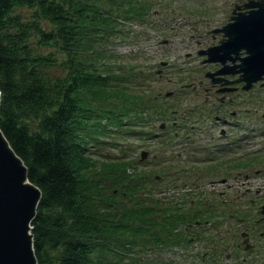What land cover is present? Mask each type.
I'll return each instance as SVG.
<instances>
[{
  "label": "trees",
  "instance_id": "obj_1",
  "mask_svg": "<svg viewBox=\"0 0 264 264\" xmlns=\"http://www.w3.org/2000/svg\"><path fill=\"white\" fill-rule=\"evenodd\" d=\"M151 5L0 0V128L41 190L31 220L37 264H173L161 253L195 239L189 222L202 217V200L188 207L185 192H144L160 180L101 151L107 134L175 113L172 99L125 88L139 72L117 70L124 63L108 48L130 32L125 20L148 21ZM190 255L181 264H225L215 246Z\"/></svg>",
  "mask_w": 264,
  "mask_h": 264
},
{
  "label": "rangeland",
  "instance_id": "obj_2",
  "mask_svg": "<svg viewBox=\"0 0 264 264\" xmlns=\"http://www.w3.org/2000/svg\"><path fill=\"white\" fill-rule=\"evenodd\" d=\"M234 0H152L151 12L147 15L145 23L133 20L132 22H125V27H129L131 32L125 33V29L120 33V36L113 37L108 42L109 50L113 51L112 57L115 61H122V66H117V70H125L128 64H132L134 69L139 73L134 79H130L125 83V88L132 91H138L139 94L150 97V95L158 98L163 97L164 91L174 89L173 97H176V105L180 108L177 110L175 119L177 123L183 121L186 128L193 125L190 130L189 139H183L181 135L177 136V141L161 142L158 136H153L155 133H160L162 130L158 127V121L151 125L140 126L138 130H127L125 127L115 130L113 134H107L102 146V155L110 156L112 158L120 159L121 161L129 160L136 163V168L140 171L147 172L150 179L156 172L163 173V182L156 184V180L146 181L147 189L144 192L152 190L157 187L156 193L164 191L176 192L177 190L188 192L198 200H206V206H209L212 201V192L216 191L220 186L215 184L214 188L211 183H206L204 177V169L211 167L213 169L210 174H215L216 170L224 171L239 166L251 167L255 165L258 169H262L264 165V149L253 150L247 152L241 150L237 153L232 152L234 148H229L228 152L230 157L226 155V151H215L203 146L205 141H213V134L209 132V127L216 126L210 117L199 115L198 118L190 117L188 111L185 110L188 106L195 105V101L204 96L203 84L209 85V78L202 77L203 69L206 67H214L217 62L202 63V55L197 54L199 47H204L210 43H216L221 36V32L215 33L214 36L210 32L206 33L208 21L215 20V23H220L227 17L230 4ZM168 36V37H167ZM188 56L186 57V54ZM160 58H165L169 62L166 64L159 62ZM159 68L160 72L157 70ZM192 81L193 85H197L198 91L190 88L189 92L184 94L174 95L181 93L178 91L180 82ZM200 83V84H198ZM225 89V87H222ZM182 90V91H183ZM193 90L195 92H193ZM213 87H209L211 94L215 93ZM171 97V96H169ZM173 97L169 98L172 99ZM211 98V97H210ZM174 99V98H173ZM148 100V99H146ZM172 102V101H171ZM253 105V104H252ZM258 110L264 111V86L257 88L256 91V104ZM184 107V109H182ZM252 106L249 107V110ZM197 114H195L196 116ZM169 120H166L165 125H169ZM161 122V121H159ZM180 124V123H179ZM164 126V125H163ZM217 127V126H216ZM165 128L166 127H162ZM168 137H166L167 139ZM141 139V140H139ZM174 141V142H173ZM193 148L192 151H182L180 154H175L177 150H183L182 144L187 143ZM160 143V144H159ZM145 149L146 154L143 159L140 158V150ZM187 154V157H183ZM251 160L252 163H245V160ZM242 162V163H241ZM125 163V162H124ZM133 166H128L131 169ZM188 167L187 171H182L181 168ZM242 168L241 172L244 173L246 168ZM169 168L175 171L169 170ZM138 170V171H139ZM166 171V172H165ZM264 170L257 172L255 182L264 185V175H261ZM139 173V172H138ZM250 173V172H249ZM211 176V175H210ZM180 183V184H179ZM170 186H167L169 185ZM174 184V186H173ZM179 184V185H178ZM191 184H196L197 188L192 189ZM198 184H207L200 185ZM203 187L205 189L203 190ZM162 189L161 192L159 190ZM223 200L219 197L216 205L224 207L230 202H237L240 197L233 194L230 189L223 191L220 194ZM246 196V195H245ZM217 200V198H216ZM220 200V201H219ZM223 201V203L221 202ZM246 201V198H243ZM226 219L219 225L218 235L216 234L217 223L211 225L210 229L202 230V237L192 241V244L187 248L181 247L179 252L183 253V257L192 260L190 252L199 247L209 249L215 246L222 249V253L226 250L235 248L227 240L231 238L233 219L226 211ZM224 224H229V234L222 231ZM207 226V225H206ZM206 237L209 238L206 241ZM217 237V238H216ZM217 240V244L215 243ZM223 242L226 245L222 246ZM159 253V252H157ZM187 253V254H186ZM163 259L168 256L173 257V264H181V254H173L171 251L165 250L161 253Z\"/></svg>",
  "mask_w": 264,
  "mask_h": 264
},
{
  "label": "flooded vegetation",
  "instance_id": "obj_3",
  "mask_svg": "<svg viewBox=\"0 0 264 264\" xmlns=\"http://www.w3.org/2000/svg\"><path fill=\"white\" fill-rule=\"evenodd\" d=\"M212 35L214 34L212 33ZM235 75L232 74V76ZM259 84V82L254 81L250 89L244 90L242 80L239 79L226 81L225 78L217 83H211V80H209V85L204 86L203 98L204 101L215 105L217 118H219L221 125L209 127V132L213 134L214 140L205 141L202 143L203 146L215 151H226L229 148L238 147L230 149L234 153L241 150L251 152L257 150L260 145L264 146V113L261 117H258V107L255 106L256 91ZM210 86L214 90L218 86L225 87V89L220 94L216 93V90L215 93L211 94L209 92ZM196 91H198V88ZM241 103H243V106ZM250 106H252V109L248 110ZM260 120L263 125H257L260 124ZM179 128L186 134H189L190 130L193 129V127L186 128V126L169 127L174 133H178ZM182 149L193 150L188 143L182 144ZM179 152V150L176 151V153ZM232 152L226 151V155L230 157ZM245 163L252 162L249 159L245 160ZM244 167L239 166L224 171L216 170L215 174H210L213 170L211 167L204 169V177H206L208 183H211L213 188L215 184L220 186L217 188V192L213 191L215 195L212 198L213 203L210 205L213 209L211 210L209 206H206V200H203L202 206H198L195 212L202 211V219L205 224L209 225V229L212 224L217 223L216 234L218 235L219 225L225 221L226 211H228L233 219V225L230 230L231 238L227 242L235 248L233 251L232 249L229 250L227 256L234 258L238 264H264V185L253 180L258 171L264 170V165H262V169L258 170L255 165L245 167V172L242 173L241 169ZM187 170L189 169L185 168L184 171ZM155 175L159 177L158 174ZM261 175H264V172ZM227 189H230L233 194H237L239 197L241 195V197L237 202H230L228 205L221 201L225 205L224 207L216 205L218 194L223 200L220 194ZM244 197L246 201H243ZM194 204L195 200L190 196L189 204L186 206L189 207ZM199 225H203L199 220L194 223L189 222L195 236L199 234ZM229 229V224H224L222 231L229 234ZM215 242L217 243V240ZM225 245L226 242H223L222 246Z\"/></svg>",
  "mask_w": 264,
  "mask_h": 264
},
{
  "label": "water",
  "instance_id": "obj_4",
  "mask_svg": "<svg viewBox=\"0 0 264 264\" xmlns=\"http://www.w3.org/2000/svg\"><path fill=\"white\" fill-rule=\"evenodd\" d=\"M242 4L255 8L238 11L223 26L227 37L201 51L206 52L209 59L235 58L232 52L236 54L244 47L246 54L238 55L240 59L235 64L242 70L246 87L250 80L264 73V0H244ZM235 64L218 67L215 71H234ZM40 195V187L28 178L25 162L0 128V264H37L31 220Z\"/></svg>",
  "mask_w": 264,
  "mask_h": 264
},
{
  "label": "bare ground",
  "instance_id": "obj_5",
  "mask_svg": "<svg viewBox=\"0 0 264 264\" xmlns=\"http://www.w3.org/2000/svg\"><path fill=\"white\" fill-rule=\"evenodd\" d=\"M181 195H182V194H181ZM184 195H185V194H184ZM175 197H176V196H175ZM175 197H174V198H175ZM181 200H182V199H181Z\"/></svg>",
  "mask_w": 264,
  "mask_h": 264
}]
</instances>
